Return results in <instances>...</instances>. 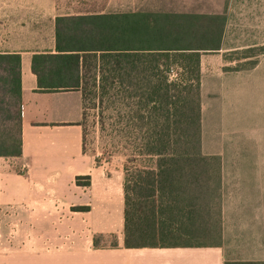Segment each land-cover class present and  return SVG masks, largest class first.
Segmentation results:
<instances>
[{
  "label": "crops",
  "instance_id": "0c3cea01",
  "mask_svg": "<svg viewBox=\"0 0 264 264\" xmlns=\"http://www.w3.org/2000/svg\"><path fill=\"white\" fill-rule=\"evenodd\" d=\"M118 12L223 18L217 50L202 51L198 66L200 150L219 158L216 199L187 244L123 247V173L113 178L84 155L80 92H39L31 72L33 56L58 53L68 19ZM256 46L264 0H0V55H18L20 75V154L0 157V264L264 262L239 245L252 244L255 225L264 244V54L242 69L227 57ZM107 235L116 247L93 248Z\"/></svg>",
  "mask_w": 264,
  "mask_h": 264
},
{
  "label": "trees",
  "instance_id": "16d2710c",
  "mask_svg": "<svg viewBox=\"0 0 264 264\" xmlns=\"http://www.w3.org/2000/svg\"><path fill=\"white\" fill-rule=\"evenodd\" d=\"M68 21L64 31L56 30L58 53L33 56L31 72L39 92L78 90L83 102L90 73L100 99L116 91L126 104L134 102L124 114L147 165L131 177L124 169L123 247L197 240L215 204L218 175L212 167L219 163L200 150L199 57L217 50L223 18L138 12ZM141 40L147 41L143 47ZM170 67L180 70L173 80ZM19 77V56L0 55V157L20 154ZM101 237L92 238L93 248Z\"/></svg>",
  "mask_w": 264,
  "mask_h": 264
},
{
  "label": "rangeland",
  "instance_id": "374dc122",
  "mask_svg": "<svg viewBox=\"0 0 264 264\" xmlns=\"http://www.w3.org/2000/svg\"><path fill=\"white\" fill-rule=\"evenodd\" d=\"M89 4L91 2L87 3V5ZM91 5H89L88 9L91 8ZM116 14L122 13L118 12ZM145 43L147 41L141 40L140 45L143 47ZM129 44L132 45L131 43ZM227 54L228 58L240 61V64H234L235 66H248L249 63L254 64L255 59L259 55L264 54V46H256L251 49L234 51ZM169 69L167 73L168 78L173 80L180 70L177 67H170ZM89 74L87 73L82 85L85 92L80 121L83 153L87 158H90L96 165L101 167L104 173H109L113 178L122 175L124 169L127 170L128 175L131 177L137 170L147 165V158L139 154L136 149L138 133L136 130H133V123L129 125L126 122L124 114L126 106H133L134 102L131 100L126 104L127 102L121 100V96L116 91H110L100 99L92 87ZM255 233L258 234L255 235L252 244L239 243L240 247H242V252H244L240 253V256L252 255L257 259L264 258V244L259 242V239L263 236L257 225H255ZM11 237V235L6 237L7 243L11 241ZM114 243L116 245L114 236H102L99 239L98 247L112 248ZM250 249H252L251 252H249ZM235 254L239 255L238 253H229V255Z\"/></svg>",
  "mask_w": 264,
  "mask_h": 264
}]
</instances>
